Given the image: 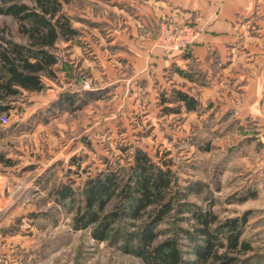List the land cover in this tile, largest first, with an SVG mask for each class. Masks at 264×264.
<instances>
[{"label": "rangeland", "instance_id": "obj_1", "mask_svg": "<svg viewBox=\"0 0 264 264\" xmlns=\"http://www.w3.org/2000/svg\"><path fill=\"white\" fill-rule=\"evenodd\" d=\"M14 1L32 6L30 0ZM94 1L72 0L66 6L76 35L57 46L55 76L44 79V91L23 92L14 99L5 114L8 124H0V195L1 205L7 204L0 210V264H142L123 252L120 243L97 242L88 230H76L77 204L63 206L55 195L63 184L78 192L88 178L108 166H128L135 149L155 163L169 164L180 186L204 184L209 196L203 200L191 195L188 201L211 210L219 220L250 212L242 238L264 257V91L221 75L219 85H210L211 79L191 58L175 69L177 86H157L153 94L143 93L138 84L135 96L131 86L106 85L98 55L101 37L91 35L89 45L86 32L94 24L82 18L85 9H96L90 4ZM167 19L175 27H191L198 33L196 39L163 51L159 38ZM198 36L196 27L177 24L166 15L159 20L154 46L165 59L187 58ZM0 37L25 43L10 16L0 15ZM186 82L196 85L195 92L186 88ZM204 89H211L206 95L210 97L202 101ZM175 91L194 97L197 108L188 112L174 102ZM64 97L70 103L57 106ZM251 194L255 197L239 202ZM192 224L179 222L189 231ZM158 230L159 239H164L171 222ZM179 241L185 257L194 259L188 240L181 236Z\"/></svg>", "mask_w": 264, "mask_h": 264}, {"label": "trees", "instance_id": "obj_2", "mask_svg": "<svg viewBox=\"0 0 264 264\" xmlns=\"http://www.w3.org/2000/svg\"><path fill=\"white\" fill-rule=\"evenodd\" d=\"M30 1L31 7L0 0V15L12 17L25 38V43L18 44L0 37V117L23 92L45 89L44 79L55 76L60 61L57 44L76 35L65 11L72 0ZM174 95L172 100L186 111L197 108L194 97L180 91ZM66 102L70 103L64 97L57 106ZM131 155L128 166H108L88 178L78 192L66 184L55 191L61 205L77 204L76 230H88L97 242L120 243L123 252L142 264H263L264 257L242 238L250 212L221 221L211 210L203 211L188 201L191 195L203 200L209 196L204 184L180 186L169 164L155 163L140 149ZM254 197L246 195L239 202ZM187 220L193 222L190 231L179 226ZM166 221L171 222V231L159 239L158 228ZM181 236L191 244L194 259H187L181 250Z\"/></svg>", "mask_w": 264, "mask_h": 264}, {"label": "crops", "instance_id": "obj_3", "mask_svg": "<svg viewBox=\"0 0 264 264\" xmlns=\"http://www.w3.org/2000/svg\"><path fill=\"white\" fill-rule=\"evenodd\" d=\"M90 4L97 10H84L86 17L82 18L94 24L85 38H89L87 42L91 45V35L101 37L98 55L103 61L100 67L106 85L131 86L135 96L138 84L142 85L143 93L153 94L157 86H177L180 78L174 75L175 69L189 63L191 58L211 79L210 85H219L221 75L230 82L252 85L258 93L264 91V0H96ZM166 15L177 24L199 30L187 58L165 59L154 46L159 20ZM62 42L71 40L60 41L57 46ZM85 46L84 43L83 50ZM84 66L88 67L86 61ZM248 71L253 75H248ZM188 87L195 92V84L186 82ZM210 90L202 91V101L210 97L206 96ZM3 197L0 195V210L7 206L1 205ZM17 209L20 212L22 205Z\"/></svg>", "mask_w": 264, "mask_h": 264}, {"label": "built area", "instance_id": "obj_4", "mask_svg": "<svg viewBox=\"0 0 264 264\" xmlns=\"http://www.w3.org/2000/svg\"><path fill=\"white\" fill-rule=\"evenodd\" d=\"M161 31L159 38L160 46L166 53L172 51V49L177 50L185 47L186 44L192 43L198 35L191 27H175L169 19H167L166 23L162 24ZM164 38H167V40H164ZM171 41L173 42L172 45L167 46ZM0 124H8V118L5 115L0 117Z\"/></svg>", "mask_w": 264, "mask_h": 264}]
</instances>
